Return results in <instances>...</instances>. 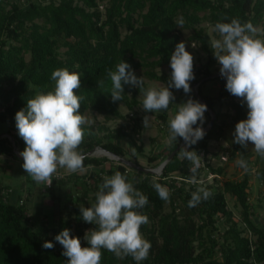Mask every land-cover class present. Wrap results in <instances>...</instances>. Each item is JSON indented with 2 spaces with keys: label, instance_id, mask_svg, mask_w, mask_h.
Masks as SVG:
<instances>
[{
  "label": "trees",
  "instance_id": "1",
  "mask_svg": "<svg viewBox=\"0 0 264 264\" xmlns=\"http://www.w3.org/2000/svg\"><path fill=\"white\" fill-rule=\"evenodd\" d=\"M232 19L251 22L255 27L262 24L264 30V0H0V122L11 127L13 141L0 138V155L19 160L13 149L20 153L26 145L18 135L15 115L26 108V102L38 92L54 89L51 74L58 68L82 73L81 88L75 90L77 95L84 97L80 114L93 112L105 121H122L117 129L102 137L93 127L85 125L79 150L87 154L100 148L124 158L127 153L120 145L124 139L141 154L142 147L137 145L142 128L140 119L130 113L127 120L120 113L119 105L133 112L139 102L136 97L143 92L137 87L123 85L122 101L113 102L112 83L106 69L115 70L122 60L131 65L138 78L166 85L172 71L170 57L176 45L182 42V31H190L188 41L199 46L206 61L203 64L194 62L195 79L190 83L189 95L195 98L192 88L197 85V94L207 105L204 115L209 117L208 110L215 114L212 128L189 149L204 156L209 142L223 136L227 118L234 125L247 119L246 103L231 95L226 90V79L217 75L220 70L214 71L217 60L212 42L200 27L201 23L215 27L217 22L230 23ZM162 67H166L167 72L158 74L156 70ZM100 81H103L101 86L98 85ZM209 81L218 86L215 97L202 91ZM143 87L146 89L145 83ZM170 91L177 101L176 89ZM173 106L170 104L167 110L156 113L158 123L168 124V111ZM229 111L233 112L232 116ZM182 142L178 137L177 142L168 144V153L157 166ZM179 151L158 176L119 164L108 171L102 170L109 177L116 171L126 174L128 181L149 198L148 205L142 209L149 223L141 227V232L152 247L148 258L140 264H264V227L253 222L249 204L252 155L233 141L227 149L229 160L243 158L247 162L248 170L238 181L219 183L216 176L221 174V167L213 169L207 161L206 167L215 176L214 184L206 187L211 196L189 207L197 188L188 181L195 173L190 171L191 162L178 156ZM147 159L155 162L157 156ZM259 160L261 157L256 153V162ZM106 161L105 156H86L84 165L100 167ZM133 163L139 166L136 157ZM131 172L134 177L141 175L142 178L136 181ZM196 172H200L199 167ZM254 174L264 187V164ZM89 177L96 187L103 183V178L95 173ZM154 183L170 190L168 200L158 196ZM52 185L53 181L49 188ZM7 190L10 192L5 195ZM11 192L0 185V264H66L67 258L62 255L64 249L55 240L65 228L70 230L71 236L81 239L82 246H88L84 235L96 226L83 221L79 206L74 204L72 215L68 213L65 218L49 224L45 218H33L28 214L29 192L24 198L19 194L14 197ZM86 194L85 190L82 197ZM226 194L233 197L239 207L242 228L232 219ZM92 198L95 201V196ZM166 206L169 212H165ZM221 219L229 226L219 235L216 224ZM45 242L53 243L54 248L45 249ZM102 251L101 264H136L131 256L119 259L107 250Z\"/></svg>",
  "mask_w": 264,
  "mask_h": 264
},
{
  "label": "clouds",
  "instance_id": "2",
  "mask_svg": "<svg viewBox=\"0 0 264 264\" xmlns=\"http://www.w3.org/2000/svg\"><path fill=\"white\" fill-rule=\"evenodd\" d=\"M215 31L220 38L214 39L211 46L221 66L220 75L226 79V90L246 103L248 109L247 119L235 125L233 142L245 149L251 143L254 151L264 158V30L251 22L232 19L230 23L217 22ZM170 68L171 76L166 85L144 89L143 77L138 78L131 65L121 60L115 70L106 69L112 83V101H122L123 85H131L143 92L144 112L167 110L176 99L170 89H182L189 94L190 83L195 79L194 58L184 42L176 45L170 57ZM81 76L78 71L56 69L51 74L54 89L38 92L26 102V108L15 115L18 135L26 145L19 153L23 158L22 168L36 183L50 186L58 169L82 173L92 167H85L86 156L79 150L85 125L90 124L89 119L80 114L84 97L75 91L81 88ZM102 84L100 81L98 85ZM176 106L177 111L169 120V136L165 143L171 145L178 137L182 138L185 145L178 154L195 165L190 169L195 173L203 158L189 149L205 136L203 123L207 105L190 98ZM149 119V116L144 117L145 127ZM237 163L248 170L243 158ZM188 182L196 183L195 175ZM153 187L161 199H169L170 190L166 186L154 183ZM210 196L209 190L198 188L192 193L189 207H195ZM95 198L92 206L80 207L83 221L96 226L84 235L88 246H82L81 239L71 236L67 228L55 237L64 249L62 255L67 258L66 264H101L102 250L119 259L131 256L136 264L146 260L152 245L141 227L149 223V217L142 211L149 198L119 171L103 178ZM43 247L52 249L54 244L45 242Z\"/></svg>",
  "mask_w": 264,
  "mask_h": 264
},
{
  "label": "rangeland",
  "instance_id": "3",
  "mask_svg": "<svg viewBox=\"0 0 264 264\" xmlns=\"http://www.w3.org/2000/svg\"><path fill=\"white\" fill-rule=\"evenodd\" d=\"M200 27L204 28L207 34L210 37L211 42L214 39H218L219 33L215 31V27L209 25L208 23H201ZM257 28L263 30L262 24L257 26ZM190 31H182L181 33V41L186 44V50L193 56L194 62L197 64H203L206 61V56L200 50L197 44L190 43L188 41V37L190 36ZM220 65L217 62L214 66V71L220 70ZM158 74L166 73L167 68L162 67L156 70ZM220 74V73H218ZM144 83L146 85V89L151 87L160 88L163 86V83L157 81H149L143 78ZM196 85L193 88L196 90ZM218 86L214 82H207L203 87L202 91L205 95H210L215 97L218 93ZM178 95V100L174 102V106L168 111V124L161 125L155 119V113H146L143 111V94H139L136 99L139 101L138 104L133 108V112L129 111L125 105H119V111L122 115H124L127 120L128 117L133 113L140 119L141 131L139 138L137 139V145L142 147V153L139 154L136 149L130 147L126 140H121L120 145L123 147L125 152L127 153L126 157L123 159L133 163V160L136 157V160L139 164V167L144 168L146 170H153L157 168L158 163L161 161L162 157L166 156L167 146L165 143L166 139L169 136V120L176 113L177 106L181 103L186 102L188 99L196 100L192 95L185 94L183 91L176 90ZM176 104V105H175ZM247 107V105H246ZM224 113H227V109L223 108ZM248 112V109H247ZM229 115H233L232 111L228 112ZM129 115V116H128ZM91 126L95 129V132L98 136L102 137L109 132H113L115 129L119 127L122 121H105L102 116L93 113L86 112L85 115ZM149 116V122L147 127L144 126V117ZM210 117L205 116V121L203 124L205 126L208 124ZM219 124L221 120L218 121ZM204 126V127H205ZM224 134L221 138L217 140H211L208 144V151L203 156L202 153L200 155L203 160L200 162L199 168L200 172H195L196 183L193 185L198 189L200 187H209L214 184V175L210 172V170L206 167V162L213 169L221 167V174L216 176V179L219 183H223L224 181H238L241 180L245 170L239 166L237 163L239 160H229L227 157V149H229L234 136L233 133L235 131V125L231 122L230 118H227L226 124L223 127ZM12 129L11 127L4 123L0 122V138L6 137L11 140L8 136L11 137ZM4 135V136H3ZM185 142L180 143L179 150L184 147ZM254 146L249 143L247 147V151L252 155L251 157V172H250V180H249V204L251 206V211L253 213L252 220L255 224L264 227V187L257 181L255 178L254 172L256 169H259L264 164V158H261L258 162H256V152L254 151ZM94 157H104V155L98 152L97 148L93 153ZM149 156H157V160L155 162L148 161ZM179 156V155H178ZM180 157V156H179ZM108 159V158H107ZM23 162L15 159H6L0 157V171H4L7 169L11 173L10 177H7L2 172L0 174V182L7 186H10L15 190L13 194L16 197V194L28 195L30 193L29 199L26 200L28 214L33 218H45L49 224L55 223L58 218H65L68 213L72 215V207L73 205H77L79 207L84 206L88 208L95 203L93 200V196L99 191V186L96 187L94 184V180L89 176L91 173H95L100 177L104 178L108 176L106 173L102 172V170L108 171L110 168H115L119 163L115 160L108 159V161L104 162L100 167H91L88 168L85 172H77L71 173L65 169H58L57 173L59 177L53 179L52 188H48L44 185V183H36L31 177L25 173L22 168ZM191 168L195 165L191 162ZM122 165V164H119ZM124 166V165H123ZM126 167V166H125ZM87 168V167H86ZM129 169V168H128ZM131 176L134 177V173H130ZM175 175H178L175 173ZM7 177V178H6ZM142 176H135L134 179L138 181ZM59 181L60 183H58ZM87 191L85 197H82L83 192ZM52 197H55L52 199ZM77 198L80 201H77ZM227 208L232 214V219L235 222H238V226L242 228V224L239 219V207L236 205V201L230 195H225ZM170 208L168 206L165 207V212H169ZM219 235H221L224 230L227 229L229 224H225L224 219H221L216 224ZM248 235V234H247Z\"/></svg>",
  "mask_w": 264,
  "mask_h": 264
},
{
  "label": "water",
  "instance_id": "4",
  "mask_svg": "<svg viewBox=\"0 0 264 264\" xmlns=\"http://www.w3.org/2000/svg\"><path fill=\"white\" fill-rule=\"evenodd\" d=\"M217 75H220V74H217ZM196 86H197V85H196ZM192 91L194 92V96H195V98H196L200 103L203 104V101H202V100L200 99V97L198 96L197 91H196L194 88H192ZM208 113H209V117H210V119H209L208 124L203 128L205 133H206L207 131H209V130L212 128L213 123H214V121H215V114H214V112H212L211 110H208ZM9 138H10L11 141H12V137H9ZM12 142H13V141H12ZM178 148H179V147H178ZM178 148H177L176 150H174V151H173V152L167 157V159H166L165 161H163L159 166H157L156 169H153V170H146V169H144V168H141V167L135 165L134 163H131V162H129V161H126V160H124L123 158L117 157V156H115V155H113V154H111V153H109V152H107V151H104V150L100 149V148H97V150H98V152L102 153L106 158H108V159H112V160H115V161H117L119 164H122V165L126 166V167L129 168V169H136V170L142 171V172H144V173H151V174H154V175L158 176V175L161 174V172H162L164 166H165V165H166V164L172 159V157H173V156L175 155V153L178 151ZM13 151H14V153L17 155L18 159H19L20 161H23V158L19 155L18 151H17L15 148L13 149ZM93 153H94V151H91V152L85 154V156H87V157H88V156H93Z\"/></svg>",
  "mask_w": 264,
  "mask_h": 264
},
{
  "label": "crops",
  "instance_id": "5",
  "mask_svg": "<svg viewBox=\"0 0 264 264\" xmlns=\"http://www.w3.org/2000/svg\"><path fill=\"white\" fill-rule=\"evenodd\" d=\"M3 136H4V135H3ZM0 157H2V158H6V159H8V160H9V159H12L10 156H7V155H0ZM2 172H3L4 175L7 176V177H10V175H11V173H10L9 171H7V169H5L4 171H0V174H1ZM7 177H6V178H7ZM0 181H1V180H0ZM0 185H4V186H6V188H9V189L12 191V192H11L12 195L15 193V190H14L13 188H11L10 186H7V185H5V184H2L1 182H0ZM19 195L21 196L22 194L19 193ZM21 197H22V196H21Z\"/></svg>",
  "mask_w": 264,
  "mask_h": 264
},
{
  "label": "built area",
  "instance_id": "6",
  "mask_svg": "<svg viewBox=\"0 0 264 264\" xmlns=\"http://www.w3.org/2000/svg\"><path fill=\"white\" fill-rule=\"evenodd\" d=\"M130 116H131V115H130ZM130 116H129V117H130ZM57 177H59L58 174L53 175L52 180L55 179V178H57ZM44 185H45L46 187H48V188L51 186V185L49 186V185L46 184V183H44ZM9 192H10V191L7 190L6 192H4V194L6 195V194L9 193ZM19 203L22 204L23 202L20 201Z\"/></svg>",
  "mask_w": 264,
  "mask_h": 264
}]
</instances>
